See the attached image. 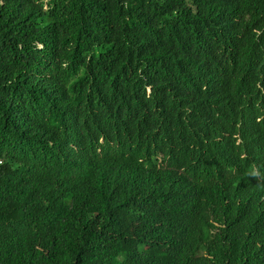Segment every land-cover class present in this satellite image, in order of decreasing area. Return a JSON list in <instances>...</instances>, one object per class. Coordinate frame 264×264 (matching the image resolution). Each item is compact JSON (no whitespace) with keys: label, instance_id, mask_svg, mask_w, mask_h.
Segmentation results:
<instances>
[{"label":"trees","instance_id":"obj_1","mask_svg":"<svg viewBox=\"0 0 264 264\" xmlns=\"http://www.w3.org/2000/svg\"><path fill=\"white\" fill-rule=\"evenodd\" d=\"M0 264H264V0H0Z\"/></svg>","mask_w":264,"mask_h":264},{"label":"clouds","instance_id":"obj_2","mask_svg":"<svg viewBox=\"0 0 264 264\" xmlns=\"http://www.w3.org/2000/svg\"><path fill=\"white\" fill-rule=\"evenodd\" d=\"M223 153H218V156L215 157L214 156V163L216 165H219V161L222 162L224 159H221L220 157L222 156ZM213 169H215V166L214 164H208V166L206 167V169H204L200 174L199 176L195 179V182L201 184H207L209 183L211 180L214 179L215 177V173H212ZM178 174L180 175H184V176H187V170L184 169V170H178L177 171Z\"/></svg>","mask_w":264,"mask_h":264}]
</instances>
